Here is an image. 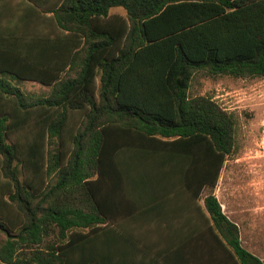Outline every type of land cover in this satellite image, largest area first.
Instances as JSON below:
<instances>
[{
  "label": "trees",
  "instance_id": "obj_1",
  "mask_svg": "<svg viewBox=\"0 0 264 264\" xmlns=\"http://www.w3.org/2000/svg\"><path fill=\"white\" fill-rule=\"evenodd\" d=\"M117 7L126 16L110 13ZM53 24L43 61L28 42L10 50L18 39L0 40V264L191 262L128 254L141 241L111 215L113 168L178 169L211 235L207 263L264 264L215 195L238 120L190 95L200 72L264 78V0H59ZM26 81L49 93H27Z\"/></svg>",
  "mask_w": 264,
  "mask_h": 264
},
{
  "label": "crops",
  "instance_id": "obj_2",
  "mask_svg": "<svg viewBox=\"0 0 264 264\" xmlns=\"http://www.w3.org/2000/svg\"><path fill=\"white\" fill-rule=\"evenodd\" d=\"M58 1L39 0V4L35 5L28 0H0V40L6 33L17 38L18 42L12 40L7 44L10 50L26 47L25 43L28 42L29 54L35 62L43 61L52 53L50 40L55 31L53 8ZM1 54L0 51V57ZM129 149L130 146L119 150L123 165L130 162L127 155ZM165 149L160 152L172 157L173 153ZM131 150L141 151L139 147ZM111 174L109 192L110 198L114 199L110 202L113 220L124 229L127 238L141 241L139 245L135 242L130 245L128 254H137V250H140L143 257H149L154 252L165 256L184 255L190 259V264H202L197 263L202 257L206 264L214 261L210 256L214 251L211 235L203 226L195 191L191 192L181 184L177 178L180 176L178 169L153 168L146 171L113 168ZM206 191L202 192L199 202L202 208ZM220 203L224 214L239 226L244 246L240 222L234 220L226 211V205ZM228 260L221 257L219 264H229Z\"/></svg>",
  "mask_w": 264,
  "mask_h": 264
},
{
  "label": "rangeland",
  "instance_id": "obj_3",
  "mask_svg": "<svg viewBox=\"0 0 264 264\" xmlns=\"http://www.w3.org/2000/svg\"><path fill=\"white\" fill-rule=\"evenodd\" d=\"M111 13L126 16L121 7ZM21 88L34 95L49 93L38 82L26 81ZM190 95L214 98L238 120L236 145L215 193L230 216L240 222L244 246L264 259V78L211 77L200 72L193 79Z\"/></svg>",
  "mask_w": 264,
  "mask_h": 264
}]
</instances>
